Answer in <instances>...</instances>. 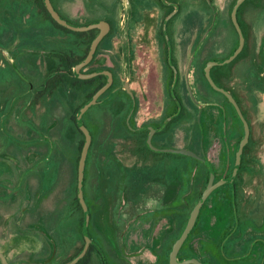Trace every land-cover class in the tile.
I'll return each instance as SVG.
<instances>
[{"label":"rangeland","instance_id":"obj_1","mask_svg":"<svg viewBox=\"0 0 264 264\" xmlns=\"http://www.w3.org/2000/svg\"><path fill=\"white\" fill-rule=\"evenodd\" d=\"M82 1L86 3V0ZM142 1L150 4V9L154 7L152 0ZM263 1L247 0L243 4L240 20L245 30L246 47L231 64L217 66L212 70L216 82L228 89L238 100L250 124L251 136L243 155V165L234 182L235 186L226 184L214 191L205 203L193 234L181 251L182 257L197 256L205 264H264V47H261L256 22L257 12L264 14V4L260 5ZM216 2L220 16L213 25L214 22L210 21L212 11L208 0H178L179 5L188 6H180L181 12L169 24V35L173 42L174 65L180 74L175 95L181 104L183 102L184 111L179 122L170 127L173 135L168 133L161 136L153 145L163 146L165 149H183L181 146L185 144L184 148L211 162L216 169L218 181L232 174L236 152L244 138L245 130L226 96L214 90L204 75V66L208 61L225 60L239 46V35L231 18L237 0ZM91 3L96 4L94 0ZM7 4L8 11L4 9ZM127 11L126 15L130 16L132 12L130 14L129 7ZM154 13L156 14V11L150 14ZM32 14H36L42 23L48 22L55 28L40 13L36 0H0V135H5L9 129L17 130L19 109L25 105L30 106L33 87L43 84L38 92L42 90L47 81L45 76L58 69L59 62H56L52 54L61 51L68 53L73 49L71 46L59 48L55 42L40 39L32 28L37 26L38 22ZM81 19L73 23L87 25V16ZM134 19L133 15L132 21ZM147 24L148 22L143 23L142 20L131 25V32H140L139 39L134 37L132 40L136 57L140 60L139 53H143L142 61L145 64L135 72L132 81L135 78H143V85H146V80L153 78L156 72L166 81L163 82L164 95L168 97L170 92H167V84L169 83L171 90L174 82L171 72L160 56L164 42L161 40L159 44L157 41L155 27L158 24ZM75 38L76 55L84 54L88 37ZM198 47L199 52L195 60L192 59L191 72L187 76L188 62L196 54ZM119 48L120 44L118 50ZM115 56L110 60L96 55V59L85 71L89 72L105 64L112 69L117 66L119 72L120 61L118 55ZM189 74L191 81L188 82ZM126 76L128 79L127 65ZM14 78L20 79L21 86L26 83L24 89L29 91L22 92L19 104L16 96L23 88L15 86L18 82ZM121 83L117 82L105 93L99 104L93 106L84 119L93 134L89 152L91 159L88 160L86 169L87 185L91 183L95 196L99 198L96 205L89 202L93 210L90 233L95 248H99L105 256L104 259L94 255L91 264H169L173 246L209 183L210 171L193 157L155 153L150 150L146 146L149 133H137L129 127L150 124L154 119L165 126L169 120L165 118L168 110L164 103L166 96L163 99L159 96L161 93L156 91L155 83L152 92L154 95L149 94V100L140 95L139 109L133 112V102L128 90H119ZM245 85H249V94L244 89ZM95 89L96 86H89L83 90H75L64 85L53 96L62 97L68 105L70 100H73L72 116L80 106L86 104L88 96L93 94ZM56 103L58 104L51 109V113L43 108L38 111L43 119L36 134L37 137L42 136L45 139L52 131L49 123L53 119L57 122L56 130L59 131L61 143L66 144L70 139L71 124L66 108L59 106L64 103L61 100H56ZM174 107L175 104L172 103L169 108L173 109L172 114L177 110ZM130 117L132 119L128 121ZM71 122L75 135L73 143H67L58 154L54 153L53 163L62 162L64 156L70 161L73 160L78 173V158L81 157L79 146L82 140L85 143V136L72 120ZM30 123L29 120L25 121L26 132L30 131ZM26 136H29V133ZM94 143L96 146H93ZM95 148L96 163L92 166V152ZM38 149L39 146L27 144V159H31V156L33 159L44 160L45 152ZM60 153L62 158L59 157ZM2 158L4 164L5 161L8 163L13 160L9 148L0 141V159ZM67 166L63 161L56 166L57 170L48 172L47 177L52 180L54 177L68 179ZM4 170L7 168L0 165V173ZM76 197L73 212L65 215L66 223L69 226L74 225L77 233V243L73 248H54L47 231L40 224L45 221V216L50 210L41 209L37 214L35 212V217L33 215L32 224L26 225H33L32 230L6 232V235L10 236L9 245L5 243V246H0V253L5 257L7 264H10L9 261L26 264H67L77 257L85 246V239L84 222L82 223L84 211L81 205L82 210L78 207ZM124 202L127 204L122 214H128L127 220L120 218V207ZM137 210H140V214ZM146 211L153 214L149 216ZM35 219L38 223L34 222ZM1 227L0 223V242L6 237ZM47 254V259L38 261L44 259ZM60 255H63V258ZM0 264H3L1 257Z\"/></svg>","mask_w":264,"mask_h":264},{"label":"crops","instance_id":"obj_2","mask_svg":"<svg viewBox=\"0 0 264 264\" xmlns=\"http://www.w3.org/2000/svg\"><path fill=\"white\" fill-rule=\"evenodd\" d=\"M93 0H86L84 3L82 0H52L53 6L56 10L66 19L71 22L81 21L82 17L87 16L86 24H93L100 21H111L115 30L119 28L121 24V8L118 0H94L96 4L91 3ZM8 5L4 6L5 10H9ZM21 5V4H20ZM22 6H24L22 4ZM4 10V12H5ZM86 10L88 12H86ZM34 19H37V26H32L35 34L38 35L40 39L50 40L51 43H57V46L60 47H69L74 50L76 38L72 34H66L59 30H56L49 24L48 22L42 23L36 16V14L31 15ZM3 21V20H2ZM258 22V30H259V39L261 40V47L264 43V14L261 12H257V20ZM116 35L112 36L110 39H107L103 42L98 57H102V54H106L107 51H110L109 57H116L113 51V45L115 43ZM112 50V51H111ZM9 55L8 53H6ZM57 62V61H56ZM16 69H14L15 71ZM9 73V71L7 72ZM48 74V73H47ZM45 77H48L47 75ZM18 83L15 86L20 87L21 83L19 82V78H14ZM45 80V79H44ZM245 82V81H244ZM243 82V83H244ZM45 83V82H44ZM246 84V83H245ZM26 86V83H24ZM24 85L21 86L23 91H20L17 94V101L19 104V97H21L22 92H29L27 89H24ZM43 84L34 88L31 91V104L30 106L25 105V107H21L19 109L20 115L17 120V130L9 129L5 135H0V141L5 145V147L9 148V154L13 158V160H9L8 163L5 161L3 163V158L0 159V165L7 168L0 173V223L2 224L1 231L5 234V238L0 242V246H5V243L9 245L10 236L6 235V232H18L19 230H32L33 225L26 226L27 223L32 224V217L35 212L36 214L41 210L49 208L45 221L40 223L43 228L47 231V235L49 239L53 242L54 248L56 247H70L73 248L77 243V233L76 229L73 226H69L66 223L65 215L73 212L74 209V200L76 197L77 190V182H78V173L77 168L73 160H68L61 153L59 157L64 159L61 161H55L57 163H53V154L64 147L67 143H73V135L74 130L71 122V112L74 107L73 100H70V104H67L66 100H62V97H43L41 98L39 104L35 103V98L38 90L42 87ZM244 89L248 94L250 93V88L248 86H244ZM20 94V95H19ZM24 96V94H23ZM66 97V96H65ZM72 99V98H71ZM56 100L60 101L64 104H59V106L63 109L62 106L66 108L67 118L70 121V136L69 140L65 143H61V138L59 135V131L56 130L57 122L52 119L50 121L49 126L52 129L45 139L42 136L37 137L36 131L38 127H41V118L39 115V110L41 108L47 109L48 113H51V109H53L56 104ZM238 101V100H237ZM30 103V102H29ZM28 103V104H29ZM34 104V106H33ZM4 115V114H3ZM46 115V114H45ZM107 115V114H106ZM29 120L31 123L30 131L26 132L25 121ZM32 120H34L32 122ZM46 119H44L45 121ZM37 121V122H36ZM43 121V122H44ZM1 124V119H0ZM29 133V136L26 134ZM93 135V134H92ZM75 137V135H74ZM160 141V140H158ZM27 144H32L35 146H39V151H44L46 157L44 160H39L37 158L27 159L26 157V147ZM185 144L181 146L184 149ZM93 146H96L94 143ZM42 147V149H40ZM30 148V147H28ZM93 148V147H92ZM175 149V148H174ZM180 149V148H176ZM188 149V148H186ZM95 150L92 152L94 155V161L91 162V165L94 166L96 163L95 158ZM92 157V156H91ZM91 158L88 157V160ZM66 163L68 166L69 176L68 179L54 177H47V173L51 172L53 169L57 170L58 164ZM66 161V162H65ZM87 161V168H88ZM57 166V167H56ZM61 166V165H60ZM52 167V169H51ZM86 168V169H87ZM55 170V171H56ZM87 172V170H86ZM45 177V178H44ZM62 179V180H61ZM90 179V176H89ZM87 178L85 179V197L88 202V206L91 211V223H92V209L89 205V202L97 204L99 198L95 196V191L93 192V188H91V183L87 185ZM93 186V185H92ZM101 206V202L99 203V207ZM70 215V214H69ZM30 216L31 218H27ZM30 219V220H27ZM36 222V219L34 220ZM38 223V222H36ZM29 225V224H28ZM91 226V224H90ZM91 235V233H90ZM99 249V248H98ZM56 251V250H55ZM48 253V252H47ZM55 253V252H54ZM53 253V255H54ZM49 254L43 259H38V261H43L47 259ZM63 258V255H60ZM10 264H26V263H18L16 261H9Z\"/></svg>","mask_w":264,"mask_h":264},{"label":"water","instance_id":"obj_3","mask_svg":"<svg viewBox=\"0 0 264 264\" xmlns=\"http://www.w3.org/2000/svg\"><path fill=\"white\" fill-rule=\"evenodd\" d=\"M245 1H247V0H238L236 2L234 9H233V12H232V22H233L234 27H235L238 35H239V46H238V48L227 59L222 60V61L211 60L206 64V66L204 68V74H205L210 86L214 90H216V91L224 94V96H226V98L228 99L232 108L234 109V112H235L237 118L239 119L240 123L242 124V126L244 127V130H245L244 138L241 140V142L238 146L237 152H236V162H235V167H234L232 174L227 178L216 181L215 168L211 164V162H209L207 159L200 157L197 153H195L189 149H186V148H184V149H160V148H156V147H154V145L152 143L153 133L151 134V136L148 140L149 147L154 152H156V153H170V154H176V155H180V156H184V157H193V158L199 160L205 166H207V168L210 171L209 183H208L205 191L201 195L200 199L198 200L196 206L194 207L186 226L181 231L177 241L175 242V244L173 246V249H172V251L170 253V257H169V264H202L198 259L193 258V257L181 260L179 258V253H180L181 249L183 248L185 242L187 241L190 233L194 229L196 222L200 216V213H201L205 203L210 198V196L214 193V191H216L218 188L222 187L223 185L234 183V181H235V179H236V177L240 171V168L242 166L245 148L250 142V136H251L250 124H249L247 118L245 117V115L242 111V108L240 107L238 101L236 100L234 95L229 90L219 86L212 76V69L214 67L226 66V65L231 64L233 61H235L238 58V56L243 52V50L245 48L246 38H245L244 32L242 30L241 24H240L239 19H238L239 9ZM43 2H44L46 9L48 10L50 15L54 19V21L57 22L59 25L65 27L71 31L89 32V31H92L95 29L100 30V33L92 42L90 49H89V52H88V55L86 56L85 60L75 67L74 74L76 75L77 78L82 79V80L93 79V78L101 76V75H105L108 78V82L106 83V85H104L102 88H100L93 95V97L80 109V111L78 112L77 117H76V126H77L78 130L81 131L83 133V135L85 136V143H84V146L82 148L81 157H80L79 166H78V187H77V197H78L79 203L82 206L83 211H84L83 236L85 239V246H84L82 252L77 257H75L73 260L68 262L67 264H78L80 261H82L85 258V256L89 252L90 247L92 245V238L90 235L91 211H90V208L87 204L86 197H85V179H86L87 161H88L89 152H90L92 142H93V135H92V132L87 127V125L84 123V117L87 114V112L93 106L99 104L100 98L112 87L113 82H114L113 74L110 71L99 70V71H96V72H93L90 74H83L81 72V70L84 67L88 66L93 61L101 42L105 39V37L109 34V32L111 30V24L107 21H100V22L85 25V26L77 25V24H74V23L68 21L67 19H65L60 14L56 10V8L53 6L52 0H43ZM213 25H215V22ZM170 60L172 61V56H171ZM177 79H178V74H176V80H175L173 87H172V93L175 97H176L175 87L177 85ZM128 92L133 97L132 92L130 90H128ZM182 109H183V106L179 102L178 113L176 115L170 117L169 120L165 124H168L175 117H177L181 113ZM163 128H164V126H163ZM163 128H161V129H163ZM0 257L2 258L3 264H7L5 257L1 253H0Z\"/></svg>","mask_w":264,"mask_h":264},{"label":"flooded vegetation","instance_id":"obj_4","mask_svg":"<svg viewBox=\"0 0 264 264\" xmlns=\"http://www.w3.org/2000/svg\"><path fill=\"white\" fill-rule=\"evenodd\" d=\"M152 1L154 2V7L152 9H150L151 8L150 7V4H148V3H142L143 2L142 0H118V3L120 4V8H121V24L119 25V28L117 30H115L112 22L111 21H107V22H109L111 24V30H110L109 34L105 37V39L101 42V44H100V46H99V48L97 50V53H96V55H98L99 50H100V48H101V46H102V44H103V42L105 40L110 39L112 36H115V35L117 36L116 39H115V43L113 45V51H114V54L115 55H118V58H119V61H120V66H119L120 69L119 70L121 71V72L120 71L119 72H120L121 75L118 74L119 72H117V70H118L117 69V66H115V68L112 69V67L103 64L100 67H98V69H96V70L97 71H99V70H105V71L112 72L113 78H114V82H113L112 87L108 91H110L116 85L117 82H122L119 85V90H122V91L130 90L132 92L133 97L131 96L130 93H129V95L131 96L132 102H133V107H134L133 112H136L137 109H139L140 95L141 96L144 95L142 97L143 98L145 97V99L147 98V100H149V98H150L149 97V94H150V96L154 95V94H152V92H154V89L153 88L155 86V83L157 85V90L156 91L161 93L159 96L162 97V99L164 98V96H166V95H164V91L165 90H164V84H163V82H166V81L164 80V78L160 74H158L156 72L154 73V77L153 78H148L146 80V82H147L146 85H143V82H142V81H144L143 78H135L132 81L133 76L136 74L135 72H138V70H139V68H140L141 65H145L144 62L142 61L143 60L142 59L143 53H139V55H141V59L140 60L138 59V57H136V49L134 48V44H133V40L132 39H134V37L139 39L140 32L139 33H137V32H131L132 31L131 30L132 29V26L131 25H132L133 22H137V21L138 22H141L143 20V23L144 22L145 23L148 22L147 25H149V23H152V24L157 23L158 24L155 27L156 28V38H157V41H158L159 44H160V41L161 40H163V42H164L163 53L161 54V52H160V56L163 58L166 66H167V69L171 72L172 77H173V82H175V80H176V74H178V71H177V69H176V67L174 65V60H173V42H172V40L170 38V35H169V31H170L169 24L173 20V18H175L181 12V9L182 8L180 6H188V5H179L178 4V0H152ZM208 1L211 4V11H212V15H211L212 18H211L210 21L215 22V24H216L217 19L220 16V11L217 8L218 4H217V6L215 5V3H217L216 0H208ZM245 2H247V1H245ZM243 4L241 5V7L239 9L238 19H239V22L241 24L242 30L244 32V35H245V30H244L242 21L240 20V18H241L240 17V14H241V10H242ZM263 4H264V1L260 5H263ZM127 7H129L130 14L132 12V14L130 16L129 15L128 16L126 15V14H128ZM153 11H156V14L155 13L154 14H150ZM123 12H125V14H123ZM133 15L135 16L134 21H132ZM231 18H232V14H231ZM125 22H126V24H125ZM123 29H126V31H124ZM95 30H98V29H95ZM99 33H100V30H98V32L96 33V37L98 36ZM245 38H246V36H245ZM116 40H117V42H116ZM119 44H120V48L118 50V45ZM82 45L84 46L83 42H82ZM245 47H246V45H245ZM72 52L76 55V52L74 50H72ZM198 52H199V47H198V50L196 51V54H194L191 57L190 61L188 62L187 69H186L187 76H188V73L191 72V64H192V61L195 60V58L197 57V53ZM109 53H110V51H107L106 54H104V55L102 54V57L103 58H109L111 60V58L109 57V55H110ZM82 55H84V54L83 53L80 54V55L78 54L77 56H82ZM96 55H95L93 61L96 59ZM171 56H172V61L170 60ZM90 64L88 66L84 67L81 70V72L83 74H90L89 72H86L85 71V69L88 68L90 66ZM206 64H205V66H206ZM126 65L128 66V72H129L128 79H127V76L125 77ZM205 66H204V68H205ZM101 76H103V78H104L103 79V82H105L104 85H106V83L108 82L107 76H105V75H101ZM190 76L191 75L189 74L188 82L191 81L190 80ZM212 76H213V73H212ZM179 78H180V74H178L177 82H179ZM213 78H214V76H213ZM131 82H134V83L131 84ZM167 82H171V81H167ZM127 83L129 84L128 86H127ZM167 92L168 93L170 92V93H169V96L168 97L166 96V101L164 103L166 104V109H168L169 111L167 110V113L165 115V118H170V117L176 115L178 113V111H179V99L176 98L173 95L172 88L170 90L169 83L167 84ZM146 93L148 95H146ZM172 103L175 104L174 109H177L176 112H174L173 114H172L173 109L172 110L169 109L170 108V105ZM180 104H181V102H180ZM181 105L183 106V109H182L181 113L177 117H175L172 121H170L168 124H166L165 126H164L163 123L159 122L157 119H154V120H152L150 122V124H145V125L144 124H137L136 126L131 125L129 128L131 130H133V131H136L137 133H149L148 138H147L146 146L151 150V148L149 147L148 140H149V138H150V136H151L152 133H153L152 143H154L157 138H159L161 136H164V135H166L168 133H170V134L172 133L171 135H173V130L170 127H171V125L179 122V120H180L179 118H181V115H182V113L184 111V104H183V102H182ZM177 118L179 120H177L176 122L172 123L170 125V127H169L168 125L171 122H173L174 120H176ZM131 119H132V117H130L128 121H131ZM163 126H164V128H163ZM161 128H163V129H161ZM176 131H177V129H176ZM169 137H171V136H168V138ZM163 139H165V138H163ZM158 143H159V141H158ZM156 148L165 149V148H163V146L162 147H156ZM229 185H232L233 187L235 186L234 183L229 184ZM126 204H127V202H124L122 204V206L120 207V210H121L120 211V218H123L124 220H127L128 219V214H122V211L124 210V208H126L125 207ZM154 210H156V207L154 208ZM138 211H140V210H137L136 212H138ZM157 211H159V210H157ZM136 212H134V213H136ZM152 212L146 211L145 213H147V214H149V216H151L153 214ZM138 214H140V212H138ZM196 224H197V222H196ZM195 227H196V225H195ZM190 235H191V233H190ZM190 235H189V237H190ZM189 237H188V239H189ZM94 244L95 243L92 242V245L93 246H94ZM179 258L181 260H184L187 257H182L181 256V251H180ZM193 258H196L202 264H205L199 257L194 256Z\"/></svg>","mask_w":264,"mask_h":264},{"label":"trees","instance_id":"obj_5","mask_svg":"<svg viewBox=\"0 0 264 264\" xmlns=\"http://www.w3.org/2000/svg\"><path fill=\"white\" fill-rule=\"evenodd\" d=\"M36 5L40 11L41 14L44 15L45 19L46 20H49L56 29H58L59 31L61 32H64L66 34H72V35H75L79 38H86L88 37L87 39V48L85 49V53L84 55L82 56H77L75 55L71 50L66 53V51H61V52H57L55 54H52V56L57 60V62H59V66H58V69H56L55 71L50 72L48 74V77H47V81L43 87L42 90H40L37 94H36V98H35V103L36 104H39L41 98L44 96V95H47L49 97H52L54 95V93L60 89L61 87H63L64 85H67L69 86L70 88L72 89H75V90H83L85 89L86 87H89V86H96V89L94 90L93 94H91L90 96H88V99H87V102L93 97V95L100 89L104 86L105 82H103V76H98L96 78H93V79H90V80H81L79 78H77L74 74V68L79 64L81 63L85 58L86 56L88 55V52H89V49H90V46L92 44V42L94 41V39L96 38V33L98 32V30H92V31H89V32H74V31H71L61 25H59L57 22L54 21V19L52 18V16L50 15V13L48 12V10L46 9L45 5H44V2L43 0H36ZM65 18V17H64ZM66 19V18H65ZM68 20V19H67ZM70 21V20H68ZM71 22V21H70ZM73 23V22H72ZM93 63V62H92ZM91 63V64H92ZM90 64V65H91ZM96 69L98 68H95V69H92L89 71V73H92V72H95L97 71ZM216 81V80H215ZM217 84L221 87H223L222 85H220L218 82ZM224 88V87H223ZM226 89V88H225ZM228 90V89H227ZM86 102V103H87ZM84 106V105H83ZM83 106H80L74 113V115L71 116V120L73 121V123L75 124L76 126V115L78 114V112L80 111V109L83 107ZM85 119V117H84ZM180 119V118H179ZM178 118L176 120H174L173 122H171L168 126L170 127V125L174 122H176L177 120H179ZM85 123V121H84ZM77 127V126H76ZM89 128V127H88ZM90 130V129H89ZM91 131V130H90ZM81 132V131H80ZM82 133V132H81ZM83 134V133H82ZM84 146V140H82L80 142V146H79V151L82 152V148ZM247 149V146L245 148V150ZM79 159L78 158V162H79ZM243 161H244V158H243ZM242 165H243V162H242ZM242 167V166H241ZM215 168V167H214ZM241 169V168H240ZM216 171V169H215ZM87 173V172H86ZM227 178V177H226ZM229 185V184H227ZM76 201L78 202V207L80 208V210H82L81 206H80V203H79V200L78 198L76 197ZM88 204V202H87ZM205 207V205H204ZM203 207V209H204ZM202 209V211H203ZM201 211V213H202ZM200 213V215H201ZM200 217V216H199ZM199 219V218H198ZM84 222V220H82V223ZM198 222V221H197ZM197 225V224H196ZM90 229H91V226H90ZM195 229V228H194ZM194 231V230H193ZM193 231L191 232V235L193 234ZM190 235V236H191ZM187 243V242H186ZM186 243L185 245L183 246L182 250L185 248L186 246ZM181 250V251H182ZM98 255V256H102L103 258L105 257L104 254L97 248H95V246L91 245L90 247V250L89 252L87 253V255L85 256V258L80 261L78 264H91V261H92V258L94 257V255ZM189 258L190 257H194V256H188ZM187 257V258H188ZM75 258V257H74ZM72 258V259H74ZM71 259V260H72ZM105 259V258H104Z\"/></svg>","mask_w":264,"mask_h":264}]
</instances>
